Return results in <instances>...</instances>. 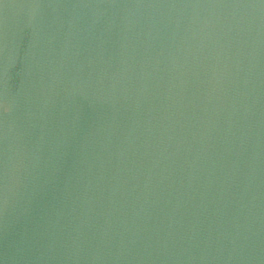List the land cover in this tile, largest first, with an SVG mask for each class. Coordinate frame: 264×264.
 <instances>
[{
    "label": "water",
    "instance_id": "obj_1",
    "mask_svg": "<svg viewBox=\"0 0 264 264\" xmlns=\"http://www.w3.org/2000/svg\"><path fill=\"white\" fill-rule=\"evenodd\" d=\"M0 264H264V0H0Z\"/></svg>",
    "mask_w": 264,
    "mask_h": 264
}]
</instances>
